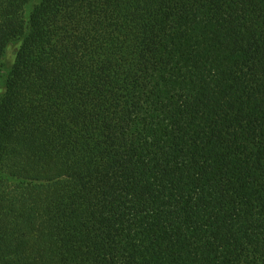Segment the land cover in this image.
Here are the masks:
<instances>
[{"label":"trees","instance_id":"1","mask_svg":"<svg viewBox=\"0 0 264 264\" xmlns=\"http://www.w3.org/2000/svg\"><path fill=\"white\" fill-rule=\"evenodd\" d=\"M31 1L0 0V264H264V0Z\"/></svg>","mask_w":264,"mask_h":264},{"label":"rangeland","instance_id":"2","mask_svg":"<svg viewBox=\"0 0 264 264\" xmlns=\"http://www.w3.org/2000/svg\"><path fill=\"white\" fill-rule=\"evenodd\" d=\"M40 0H32L29 6L27 7V16L31 9L39 2ZM22 44V39L15 40L9 44L5 55L3 57L1 72H0V96L3 95L6 91V79L15 63L16 55L19 50L20 45Z\"/></svg>","mask_w":264,"mask_h":264}]
</instances>
